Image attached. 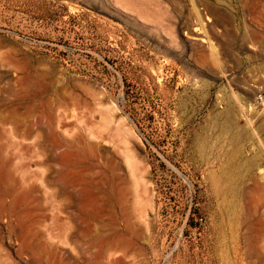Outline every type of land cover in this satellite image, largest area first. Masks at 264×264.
Here are the masks:
<instances>
[{"label": "rangeland", "instance_id": "374dc122", "mask_svg": "<svg viewBox=\"0 0 264 264\" xmlns=\"http://www.w3.org/2000/svg\"><path fill=\"white\" fill-rule=\"evenodd\" d=\"M0 264H264V0H0Z\"/></svg>", "mask_w": 264, "mask_h": 264}, {"label": "bare ground", "instance_id": "6f19581e", "mask_svg": "<svg viewBox=\"0 0 264 264\" xmlns=\"http://www.w3.org/2000/svg\"><path fill=\"white\" fill-rule=\"evenodd\" d=\"M25 86V85H24ZM87 143V142H86ZM82 147V146H81ZM94 150H93V146L90 144H85L83 147V155L87 158L89 157H93L94 156ZM97 158V157H96ZM97 160V159H95ZM100 167V166H99ZM100 182V180H99ZM98 184V183H97ZM100 184V183H99ZM91 193V192H90ZM97 194V193H96ZM104 196V195H103ZM104 199V198H103ZM257 208V207H256ZM111 245V244H110ZM252 246V245H251Z\"/></svg>", "mask_w": 264, "mask_h": 264}]
</instances>
